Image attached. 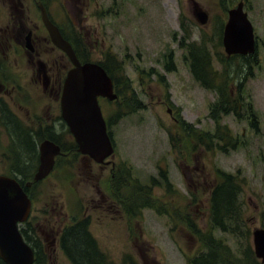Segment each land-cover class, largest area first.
<instances>
[{
    "label": "rangeland",
    "instance_id": "1",
    "mask_svg": "<svg viewBox=\"0 0 264 264\" xmlns=\"http://www.w3.org/2000/svg\"><path fill=\"white\" fill-rule=\"evenodd\" d=\"M39 1L71 38L81 40L90 61L106 57L136 97L129 105L134 111L118 119L123 102L102 103L105 117L116 119L111 131L117 153L106 170L94 162L85 167L62 161L32 187L36 205L31 222L48 254L47 264H74L61 250L58 233L77 216H88L98 248L114 264H188L208 245L227 264H262L255 256L252 232L264 228V0ZM240 2L253 23L257 55L249 72L244 59L230 61L224 72L227 55L219 27ZM23 5L31 25H26V35L30 28L38 31L36 54L43 53L52 73L62 75L69 60L52 44L33 0H23ZM21 12L16 0H0V175L10 176L11 153L18 149L10 136L11 123L7 121L12 134L1 123L9 112L25 131H34L36 125L34 132L46 133L42 129L53 124L62 143L70 132L60 122V85L45 89L47 80L35 66L40 58L32 61L34 53L17 46L22 40L25 44L18 28H7ZM200 13L207 15L204 26L198 22ZM195 45L210 51L220 97L232 90L241 117L222 111L219 118L211 117L219 95L203 87L192 71ZM169 52L175 67L170 72L165 69ZM254 113L257 129L252 127ZM183 123L196 133L227 126L231 140L224 142L225 149L209 148L185 132ZM42 141L36 140L37 149ZM38 165L35 161L34 172ZM160 170L167 171L170 189L153 181H164ZM219 171L242 181L239 201L245 225L236 229L237 236L211 222L209 201L221 179ZM151 202L155 204L146 206Z\"/></svg>",
    "mask_w": 264,
    "mask_h": 264
},
{
    "label": "trees",
    "instance_id": "2",
    "mask_svg": "<svg viewBox=\"0 0 264 264\" xmlns=\"http://www.w3.org/2000/svg\"><path fill=\"white\" fill-rule=\"evenodd\" d=\"M224 25L225 23H221L219 27V38L221 39V41L223 38ZM62 33L64 34L66 39H69L74 43L75 51L77 52L80 60L83 62H90L91 59H88L89 56L85 54V50L82 49L83 46L81 44V40L77 36H72L71 38L63 30ZM190 55L192 57L191 67L196 79L201 82L203 87L212 88V90L217 91L219 95L216 105L214 104L213 106H211V117L217 118L220 114L219 111H222L224 114L234 113L238 117H241L236 106L237 101L233 99L235 93L232 90H229L227 94L221 93L222 96L220 97L221 91L219 87V78L215 75L214 71H212L213 65L210 61L212 57L208 48L206 46L199 48V45H195L192 47ZM256 55L257 53L250 56L227 57V66L223 64V69L225 70L224 72H228L229 67H231L230 61H233L234 59H244L246 61V64L248 65L249 72ZM98 63L115 81L120 97L117 102H120L119 105L123 102V106L119 108L116 113V117L115 115L114 117L118 119L122 115H126L131 111L133 112L134 110L129 106L130 100L136 99L135 95L133 94V88H130V86L128 85L129 83H127L123 77H121L114 71V66L111 67L108 64L106 57L105 60ZM174 68L173 53L169 52L168 62L165 65V69L170 72L174 70ZM241 85L242 84H240V86ZM132 106L137 108V105L132 104ZM123 108L127 109V111L124 112ZM12 115L13 113L11 112L6 115V118L5 116H3V114L1 115L6 119L4 123H1L10 134H12V131L10 129L9 122L11 123L13 134L10 136L12 139V143L17 147L16 151L18 149L17 153H11L13 165L14 163L16 165L10 166L9 169L14 171V174L11 176L19 180V182L23 185L25 191L30 195L31 198H35V194L33 192L34 189L26 187L25 184L26 182L31 180V178H33V175L35 173L34 162L37 161V163H39V153H36V140L42 141L43 139H54L50 137L51 134L47 135L44 132H34L32 129H29L30 131L22 130L20 124L15 122V115ZM254 117L255 121L252 123V127L257 129V126H259L258 113H254ZM115 120L109 118V124L114 123ZM183 130L189 134H194L195 138L198 141L205 143L209 148L225 149L227 148V144L224 142L226 140H228V142L231 140V133L227 126L221 127L219 125V128L216 127L214 132L199 131L198 133H196L192 125L183 123ZM222 143L223 145H221ZM61 145L62 147H64L63 144ZM219 174L221 176V179L218 178L215 186L211 190L210 195L209 202L211 222L214 228L216 227L221 229L222 231H228L229 233L237 236L236 229L242 230V227L245 225V221L242 219V203L239 201V195L242 190V181L237 178L238 176H234L232 174L225 175L223 171H219ZM161 175L164 176L165 182H168V177L164 175V173H161ZM155 180L154 182L157 184H164L157 179ZM171 186L172 185L167 183L168 189H170ZM152 204L155 203H147L146 206ZM32 219L33 215L28 222L22 225L21 233L25 241L34 250L35 260L33 264H47L48 254L35 227H33V224L31 222ZM89 223V218L87 217L84 219L73 217V222L65 225L59 235V245L61 250L66 255V257L74 264H114L108 259V257L106 258V256L98 248L96 240L90 233ZM246 233L251 234V230L247 229ZM238 234L240 235V232H238ZM198 253L199 254H197L193 258L188 259V264H227L223 260H221L218 249L215 248L214 245H208L207 251H200ZM126 263L138 264L136 261L130 262L127 260L125 261V264ZM0 264L6 263L0 258Z\"/></svg>",
    "mask_w": 264,
    "mask_h": 264
},
{
    "label": "water",
    "instance_id": "3",
    "mask_svg": "<svg viewBox=\"0 0 264 264\" xmlns=\"http://www.w3.org/2000/svg\"><path fill=\"white\" fill-rule=\"evenodd\" d=\"M42 20L53 44L70 59L73 68L65 79L61 97L62 118L73 134L78 148L97 163L114 153L108 128L99 106L98 98L111 101L117 98L113 83L107 72L98 64H82L72 45L49 19L46 8L39 5ZM198 21L205 25L207 15L200 13ZM223 46L228 57L247 56L256 51L254 27L244 10L243 2L229 10L228 21L223 32ZM27 48L33 50L30 36ZM40 164L34 182L47 178L55 167L56 157L61 149L51 141L40 144ZM30 186V183L27 184ZM32 208V200L22 185L14 178L0 176V258L6 264H33L35 253L23 238L20 226L25 223ZM254 251L264 264V229L253 231Z\"/></svg>",
    "mask_w": 264,
    "mask_h": 264
},
{
    "label": "flooded vegetation",
    "instance_id": "4",
    "mask_svg": "<svg viewBox=\"0 0 264 264\" xmlns=\"http://www.w3.org/2000/svg\"><path fill=\"white\" fill-rule=\"evenodd\" d=\"M33 1H34L35 4H39L38 0H33ZM16 4H18L22 8L21 15L19 16L20 19H15L14 21H12L11 26H8L7 28H9V27H12V29L13 28H18L19 39H23L24 38V40H25V44H24L23 40H22V42H20L18 40L19 43H18L17 46H20L21 49H23V47L21 45H24V48H25V46L27 44V37L31 36V43H32V45L34 47V54L33 55L30 54V53L29 54L31 55L32 61L33 60L34 61L37 60L35 56L40 58L38 61H36L35 66L38 68L39 72H42L43 76H44L43 72H45L44 71L45 70L44 64L46 65V72H47L46 73L47 74V79H46L47 83L46 84H47L48 89L47 88H45V89L51 91V87H53L55 84H59L60 85L59 88H60L62 82H61V79H60L59 75L52 73L50 65L43 59V56H44L43 53H41V54L37 53L36 54V47L34 45H35V38H36L35 33L38 32L37 28H30L29 31H28V34L26 35V32L28 30L27 27L28 26L31 27V25H30L29 19L24 17L26 10H23V8H24L23 0H16ZM55 24L57 26H59V24L57 22ZM26 25H28V26L26 27ZM1 31H2V29L0 30V32ZM13 46L15 47L14 44H13ZM25 50H26V48H25ZM8 54H9V50H8ZM42 61L44 62V64H43ZM58 90L60 91V89H58ZM57 93H58V91H57ZM60 122H62L63 127L67 126L63 120L60 119ZM37 128L38 127L35 125L34 126V131H36ZM40 128H43V126H40ZM42 130L45 131L47 133V135L51 134L50 137L53 138L55 141L54 140H50V139H44V140H50L51 142H53L57 146H59L60 149H61L62 155L56 158L55 168L54 169L61 167L62 161L70 162L72 164V166L75 165V164L81 163L85 167L89 163L94 162L95 166H97L99 169H102V170H106L107 169V165L112 163V160L110 159L108 164L107 163L99 164V163H96L93 159L89 158L88 156H85V155L81 154L82 152H80V150L78 148V145L76 144V142L74 140V137L70 134V132L68 134L69 137L67 138V141L65 143H62L60 141L61 138L59 137L60 134H58L56 132V129H55L53 124H50L45 129L43 128ZM61 144H63L64 147H62ZM36 153H40L39 148L37 149ZM113 163L115 164L114 161H113ZM160 172L161 173H166L167 171L166 170H160ZM86 217L88 218V216H86Z\"/></svg>",
    "mask_w": 264,
    "mask_h": 264
}]
</instances>
